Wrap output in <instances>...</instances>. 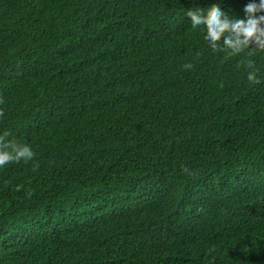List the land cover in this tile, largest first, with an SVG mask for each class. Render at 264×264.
I'll return each instance as SVG.
<instances>
[{
  "label": "trees",
  "instance_id": "16d2710c",
  "mask_svg": "<svg viewBox=\"0 0 264 264\" xmlns=\"http://www.w3.org/2000/svg\"><path fill=\"white\" fill-rule=\"evenodd\" d=\"M248 2L0 0V143L34 152L0 168V264H264V52L185 15Z\"/></svg>",
  "mask_w": 264,
  "mask_h": 264
},
{
  "label": "clouds",
  "instance_id": "9594fccd",
  "mask_svg": "<svg viewBox=\"0 0 264 264\" xmlns=\"http://www.w3.org/2000/svg\"><path fill=\"white\" fill-rule=\"evenodd\" d=\"M243 15L232 16L218 5L202 11L199 7L188 8L185 15L193 28H202L205 43L212 51H221L228 56L238 55L246 49L264 52V0H250L243 7ZM251 67V62H248ZM181 67L191 70L193 64L186 62ZM256 71L247 72L249 82L257 81ZM34 158L28 143L8 140L0 143V168L5 165L29 161Z\"/></svg>",
  "mask_w": 264,
  "mask_h": 264
}]
</instances>
